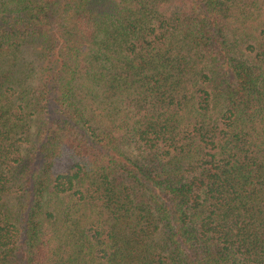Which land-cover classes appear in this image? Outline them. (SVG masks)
Here are the masks:
<instances>
[{"label": "trees", "instance_id": "obj_1", "mask_svg": "<svg viewBox=\"0 0 264 264\" xmlns=\"http://www.w3.org/2000/svg\"><path fill=\"white\" fill-rule=\"evenodd\" d=\"M0 264H264V0H0Z\"/></svg>", "mask_w": 264, "mask_h": 264}]
</instances>
